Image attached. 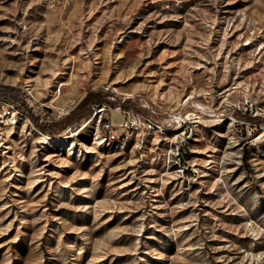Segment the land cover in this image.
<instances>
[{"label":"rangeland","instance_id":"obj_1","mask_svg":"<svg viewBox=\"0 0 264 264\" xmlns=\"http://www.w3.org/2000/svg\"><path fill=\"white\" fill-rule=\"evenodd\" d=\"M0 83L115 104L0 100V264H264V0H0Z\"/></svg>","mask_w":264,"mask_h":264},{"label":"trees","instance_id":"obj_2","mask_svg":"<svg viewBox=\"0 0 264 264\" xmlns=\"http://www.w3.org/2000/svg\"><path fill=\"white\" fill-rule=\"evenodd\" d=\"M0 100L18 103L22 111L29 116L35 126L42 132L50 135H57L61 130L88 118L92 114L94 107L98 104L103 103L115 106L106 94L90 90L67 114L58 119H52L47 116L41 120L38 115L32 112L28 103L22 98V90L19 87L0 83ZM246 119L251 121L255 118L253 116H246Z\"/></svg>","mask_w":264,"mask_h":264},{"label":"built area","instance_id":"obj_3","mask_svg":"<svg viewBox=\"0 0 264 264\" xmlns=\"http://www.w3.org/2000/svg\"><path fill=\"white\" fill-rule=\"evenodd\" d=\"M127 122L125 121V122H123L122 123V125H123V127H125V126H127ZM104 127H105V129L107 130V131H110V132H112L113 131V126H112V124L110 123V122H105L104 123Z\"/></svg>","mask_w":264,"mask_h":264}]
</instances>
